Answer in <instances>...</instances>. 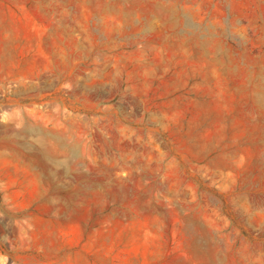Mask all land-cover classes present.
Returning <instances> with one entry per match:
<instances>
[{"label":"rangeland","instance_id":"1","mask_svg":"<svg viewBox=\"0 0 264 264\" xmlns=\"http://www.w3.org/2000/svg\"><path fill=\"white\" fill-rule=\"evenodd\" d=\"M0 264H264V0H0Z\"/></svg>","mask_w":264,"mask_h":264}]
</instances>
